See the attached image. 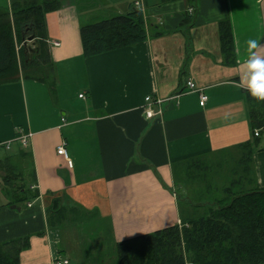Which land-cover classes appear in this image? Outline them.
<instances>
[{
    "label": "crops",
    "instance_id": "1",
    "mask_svg": "<svg viewBox=\"0 0 264 264\" xmlns=\"http://www.w3.org/2000/svg\"><path fill=\"white\" fill-rule=\"evenodd\" d=\"M24 1L0 0V10L11 12ZM96 1L107 4L104 17L110 18L140 3L150 38L85 58L80 29L101 21L91 8ZM195 5L61 0L60 8L46 15L56 87L21 73L0 85V156L11 151L13 161L28 164L31 171L20 172L17 183L38 193L30 202L9 205L6 187H0L5 197L0 245L28 239L18 264H70L68 250L99 249L104 239L116 247L179 225L182 215L192 216L196 205L222 198L227 189L264 190V129L255 136L247 90L240 85L245 41L264 44V0H198ZM187 12L193 26L182 30ZM224 21L230 23L235 48L229 63L221 51ZM29 47L35 49V42ZM189 81L197 92H189ZM199 93L208 96L203 108ZM147 97L163 101L152 106L161 116H146ZM21 134L27 147L18 140ZM63 143L72 168L57 153ZM246 144L253 150L249 165L242 163ZM54 202L65 215L56 226L49 221ZM95 223L92 243L86 232H69ZM90 252L86 261L104 264Z\"/></svg>",
    "mask_w": 264,
    "mask_h": 264
},
{
    "label": "trees",
    "instance_id": "2",
    "mask_svg": "<svg viewBox=\"0 0 264 264\" xmlns=\"http://www.w3.org/2000/svg\"><path fill=\"white\" fill-rule=\"evenodd\" d=\"M172 1L177 0H161ZM187 1L197 8L198 0ZM60 5L61 0H25L14 5L11 12L0 10V85L17 80L20 73L25 79L48 83L54 67L46 42V15ZM185 25L193 26L189 12L181 29ZM182 33L189 35L187 30ZM80 34L85 58L137 46L151 35L143 11L136 6L127 14L82 25ZM33 35L37 36L38 51L26 55V47L34 42L27 46L24 42ZM220 42L229 63L235 51L229 21L220 23ZM246 99L253 130L264 129V102L255 101L248 92ZM252 153L246 144L243 164L249 165ZM4 154L0 156V176L11 199L9 205L37 198L38 193L17 183L14 157ZM233 191L227 189L222 198L214 197L208 205H196L195 214L182 215L179 225L117 243V264H264V190ZM49 213L52 226L65 217L60 207ZM27 246L28 239L0 245V264H18L20 252Z\"/></svg>",
    "mask_w": 264,
    "mask_h": 264
},
{
    "label": "rangeland",
    "instance_id": "3",
    "mask_svg": "<svg viewBox=\"0 0 264 264\" xmlns=\"http://www.w3.org/2000/svg\"><path fill=\"white\" fill-rule=\"evenodd\" d=\"M107 5V4H105ZM105 5H103L101 2L99 1H96L94 2V4L91 6L92 10H93V13H95V15H98L100 16V20H104V18H110V17H104L105 16V13H107V9L105 8ZM48 83L49 85L51 86V88L54 89V83H55V79H54V76L50 77L48 79ZM16 151V149H15ZM12 152L10 151V154ZM14 157V156H13ZM15 164H17V160L14 161ZM24 170V171H23ZM31 171V167L28 166V164H17V168H16V174H19L20 172H24V174L27 175V173H29ZM211 176V175H210ZM29 180L26 176L25 178V183H27ZM0 187H5L4 185V182H3V179L2 177L0 176ZM0 188V205H2L4 202H5V197L4 195L2 194V190ZM245 187L243 186H237V188H234V193H238V192H242L244 190H247V189H243ZM216 196V194H215ZM78 226V225H77ZM76 226V230L75 231H70L71 228H69V232H73V233H76V235H79L80 236V233L83 235L85 232L88 233L86 235H90V243H92L93 241H95V238L93 237V234L98 230V227L95 228L96 226V223L95 224H90L88 226V228L85 226L83 227V229H80V227ZM69 227H73V225L69 226ZM68 228V227H67ZM106 229V227H105ZM63 231V237H66V235L68 234V232L66 233L65 232V228L62 230ZM107 231V230H106ZM78 236V237H79ZM65 239V243L68 242L66 238ZM106 245V247H104V244ZM92 248H87V250H84V249H80L78 250L77 254L76 252H74L73 254L71 253L70 250H68V257L71 261L70 264H91L93 263L92 260L89 262L88 259L87 262L86 261V256H84L85 253H87L88 251L90 252ZM92 249V251L90 253H95L96 255H94L95 257H98L101 259V257L104 259V264H117V256H116V247H114L111 242L109 240H103L102 243L100 244V248L99 249Z\"/></svg>",
    "mask_w": 264,
    "mask_h": 264
},
{
    "label": "clouds",
    "instance_id": "4",
    "mask_svg": "<svg viewBox=\"0 0 264 264\" xmlns=\"http://www.w3.org/2000/svg\"><path fill=\"white\" fill-rule=\"evenodd\" d=\"M246 58L241 65L243 75L240 85L257 102H264V44L259 39L245 41Z\"/></svg>",
    "mask_w": 264,
    "mask_h": 264
},
{
    "label": "built area",
    "instance_id": "5",
    "mask_svg": "<svg viewBox=\"0 0 264 264\" xmlns=\"http://www.w3.org/2000/svg\"><path fill=\"white\" fill-rule=\"evenodd\" d=\"M141 4L140 3H136V7L138 8ZM56 46H59L60 44L59 43H55ZM187 88L189 90V92H197L198 89L195 85L194 82L192 81H189L187 83ZM200 94V106L203 108L206 106L207 102H208V96H206L204 93H199ZM82 97V96H81ZM163 101L161 100H156V101H153L151 97H147L146 98V116L149 118V119H152L156 116H161L162 115V111L159 110L157 113L152 109V106L154 104H158L160 105ZM260 135V132L258 130L255 131V136L258 137ZM18 140L20 141V143L22 144L23 147H27L28 146V138L26 135H19L18 136ZM6 149L8 150L9 149V144H6ZM57 153L61 156H63L67 163H68V166L70 168L73 167V161L70 159L69 157V154H68V151H67V146L65 143H63L61 146H59L57 148ZM29 206H31L29 204ZM58 264H68V261H63V262H59Z\"/></svg>",
    "mask_w": 264,
    "mask_h": 264
},
{
    "label": "water",
    "instance_id": "6",
    "mask_svg": "<svg viewBox=\"0 0 264 264\" xmlns=\"http://www.w3.org/2000/svg\"><path fill=\"white\" fill-rule=\"evenodd\" d=\"M36 41H37V36L33 35V36H30V37L27 38V40L24 42V45L27 46L28 43H32V42H36ZM28 49L32 53H36L38 51V48L37 49H33L32 47H28ZM57 208H58V203L54 202L53 209L56 210ZM11 209L12 210L21 211V208L17 207L16 205H12Z\"/></svg>",
    "mask_w": 264,
    "mask_h": 264
}]
</instances>
